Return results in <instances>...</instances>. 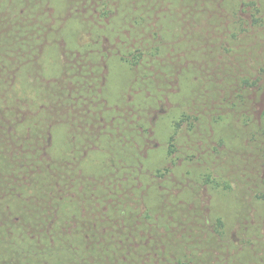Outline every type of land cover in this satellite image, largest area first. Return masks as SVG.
<instances>
[{
    "label": "trees",
    "instance_id": "obj_1",
    "mask_svg": "<svg viewBox=\"0 0 264 264\" xmlns=\"http://www.w3.org/2000/svg\"><path fill=\"white\" fill-rule=\"evenodd\" d=\"M0 264H264V0H0Z\"/></svg>",
    "mask_w": 264,
    "mask_h": 264
}]
</instances>
